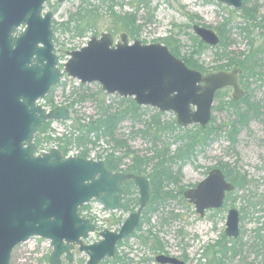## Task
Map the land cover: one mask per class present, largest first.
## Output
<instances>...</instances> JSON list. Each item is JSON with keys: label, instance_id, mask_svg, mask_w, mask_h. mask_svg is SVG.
I'll return each mask as SVG.
<instances>
[{"label": "water", "instance_id": "water-1", "mask_svg": "<svg viewBox=\"0 0 264 264\" xmlns=\"http://www.w3.org/2000/svg\"><path fill=\"white\" fill-rule=\"evenodd\" d=\"M47 1L0 0V264H11L13 249L36 236L50 240V264H62L64 254L73 261L76 245L88 255L86 264H100L115 257L118 243L139 226L150 202V181L144 175L110 171L103 160L65 158L58 148L36 155L35 136L42 124L69 117L66 106L47 112L37 102L66 72L83 84L98 82L108 94L132 97L138 105L161 112L172 111L180 127L205 128L213 118L217 91L232 87L237 101L246 91L239 84V68L204 74L190 68L167 45L130 42L126 33L117 42L110 32L93 36L87 45L69 52L62 71L55 52L53 13H44ZM217 1L238 10L245 5V0ZM193 28L206 44H219L214 29L200 24ZM131 179L139 190L137 209L118 231L101 230L98 241L86 244L96 225L80 214V207L96 200L109 211L121 210L122 184ZM234 189L223 170L215 168L196 187L187 189L184 197L203 217L208 210L222 208L227 193ZM239 224L240 212L229 209L226 235L238 238ZM156 261L186 264L164 254Z\"/></svg>", "mask_w": 264, "mask_h": 264}, {"label": "rangeland", "instance_id": "rangeland-1", "mask_svg": "<svg viewBox=\"0 0 264 264\" xmlns=\"http://www.w3.org/2000/svg\"><path fill=\"white\" fill-rule=\"evenodd\" d=\"M117 1L124 4L116 7L119 12L133 11L134 7L131 3L138 5L141 2L139 19L140 23H144V27L138 40L147 44H165L163 39L174 37L180 41L181 47L177 50L181 57L192 45V37L196 36L193 28L195 24L206 25L215 30L225 18L231 16L233 24H236L240 13L232 14L231 10H235L234 8L217 0ZM253 3H258L261 11H264V0H250L249 5ZM95 5H101V1L66 0L60 2L59 0H48L44 6V12L51 11L53 13V27L57 26V32L54 33V43L55 51L60 58L59 67L61 70H64V64L70 57L69 52L82 48L95 36L90 32L83 37H76L71 32L64 31L62 23L68 19L70 13L77 11L80 7H93ZM187 13L198 15V18L192 20ZM151 14L154 15L153 18H150ZM147 18L151 20L147 21ZM23 29L24 25L16 33H20ZM104 32H107V29L102 27L100 33L96 36L99 37ZM120 34L115 35L116 41L120 40ZM232 39L235 40V43L230 47V51L235 54L248 52L247 40L239 34L236 28L233 29ZM260 41L259 38L258 42ZM217 51L218 48L211 46L200 57V62L209 72L218 71L215 67L225 62L217 58ZM251 82V94L262 107L261 118L252 120L247 128L241 130L238 142L234 146L223 132L217 138L212 136V141L208 142L207 145L198 146L189 158L176 157L173 159L172 170L178 177V182L169 183L165 187V191H170V195L165 202L158 205L156 202L152 204V208L158 207L155 211H148L145 215V209L142 215V219L145 220L142 228L122 241V245L118 244L117 254L120 257H125L128 264H159L156 257L160 254L173 257L186 255L189 264H205L208 259L203 258L200 260L203 246L208 243H215L225 233L228 210L231 208H236L240 212V234L236 240L240 241L241 248L239 254L232 258L230 263L264 264V69L263 78ZM100 88L101 85L98 82L83 85L78 79L64 73L62 82L53 92V99L58 106L68 107L76 97L72 95L73 91L77 93L85 92L90 95L100 92ZM232 94L233 90L230 89L229 95L232 96ZM122 99L124 98L118 94H107L106 97L107 103H111L115 108L120 106ZM228 99L229 96L225 98L226 101ZM220 101V99H215L214 107L218 106ZM69 109V119L64 122H52L51 130L49 133L43 134L42 137L70 135L74 131L76 118H80L84 122L97 115V104L93 96L83 102H77L73 108ZM143 110L144 114L141 120L127 119L119 125L117 137L126 140L130 148L139 155H151L153 153L150 151L152 136L144 135L141 131L146 128V122H150L152 116L159 110L151 106H143ZM231 116L232 112L227 109H214L213 117L215 119L213 124L228 123ZM160 119L162 122H177L176 114L172 111L162 113ZM192 126L186 128L178 126L179 128L169 129L162 134V141L164 140L170 144L171 155H174L176 150L182 147V140L175 141V137L182 134V129L192 128ZM51 144L59 145V141L46 142L45 144L43 142V146H50ZM89 149V158L95 160L105 161L107 155L113 151L116 155L123 153V150L114 148V142L109 141L106 137L95 145H89ZM81 150L82 148L71 145L69 154L77 155ZM131 162L130 158H126L121 167L125 169ZM154 164L152 163L148 172L142 175L148 178L147 173L152 171ZM220 164L228 165L229 168L240 170L246 174L248 184L242 190L235 191L234 189L233 192L227 193L226 207L208 211L202 217L196 211L195 205L184 197V191L195 187L207 177L210 170L219 168ZM182 189H184L183 192ZM135 190L133 197L139 196V190L136 186ZM87 212L96 218L99 229L118 230L121 224H110L109 219L121 218L124 221L132 211L120 210L108 213L96 204H91L85 211V213ZM99 231L92 233L89 239L85 240V243L99 240ZM136 232L137 234H135ZM149 232L152 235H150L148 244L145 245L142 243L140 235H148ZM157 241L161 242L164 251L154 250ZM52 250L50 240L34 237L14 248L11 264H50L49 258ZM88 258V255L76 246L73 261H67L65 256L62 257V260L63 264H86Z\"/></svg>", "mask_w": 264, "mask_h": 264}, {"label": "trees", "instance_id": "trees-1", "mask_svg": "<svg viewBox=\"0 0 264 264\" xmlns=\"http://www.w3.org/2000/svg\"><path fill=\"white\" fill-rule=\"evenodd\" d=\"M101 5L93 7H80L77 11L70 13L68 19L62 23L64 31L71 32L76 37H83L88 33L95 35L100 33L102 27H105L107 31L111 32L114 36L119 33H127L131 40L138 39L143 30L144 23H140L139 12L141 8V2L138 5H134L133 11L119 12L116 7L118 5H124L117 0H100ZM250 0L245 1V6L241 10H231V13H238L239 20L236 24H233V18H225L216 28V32L220 37L219 44L215 46L218 48L216 52L217 58L221 61H225L222 64L215 67L219 70H233L235 68L240 69L239 82L241 87L246 91V95L241 100H235L229 95L230 88L220 90L216 94V99H220V104L214 109L224 110L227 109L232 112L231 119L228 123L222 125H214V117L211 123L203 128L200 125H193L192 128L182 129V134L175 137V141L181 139L182 147L176 150L174 155L170 153V144L162 141V134L167 130H173L179 128L177 122H162L161 112H157L152 116L150 122H146V128L141 132L144 135L152 136V147L150 151L151 155H139L136 151L132 150L127 141L117 137V131L119 125L127 120H141L143 116V106L138 105L133 98L122 99L120 106L115 108L111 103H107V94L100 88V92L87 94L72 92V95L76 96L73 101L68 105L69 108H73L77 102H83L90 97H94L97 104V115L90 117L88 121H82L80 118L75 119L74 131L68 135L63 134L58 137L59 149L64 156H67L70 146L75 145L82 148L78 156L83 158L89 157V145H95L102 138L106 137L109 141L114 142V148L123 150L121 155H116L113 151L109 153L105 159V166L110 171H122L142 175L148 172L152 163H155L152 171L147 173L151 184V204L146 208V214L148 211H155L158 207L152 208V204H161L165 202L166 198L170 195V191H165V187L169 183H177L178 177L172 170L173 159L189 158L198 146L207 145L212 141V136L217 138L223 134L234 146L238 142V136L242 129L247 128L252 120H259L262 115L261 105L259 101L255 100L251 94L250 86L252 80H261L263 78L264 69V11H261V7L258 3L249 5ZM190 19L198 18V15L187 13ZM154 15L151 14L150 18ZM147 18L148 20H151ZM206 26V25H205ZM209 27V26H208ZM236 28L239 34L247 40L248 52H239L235 54L230 51V47L235 43L232 39L233 29ZM57 32V26H54V33ZM55 38V37H54ZM260 38V42L258 39ZM57 40V39H56ZM164 43L169 47L171 52L177 57H181L177 49H180V41L174 37H168L163 39ZM211 46L202 41L198 36L192 37V45L189 50L182 55V59L185 63L193 69H197L204 74L209 73V70L200 62V57L204 51ZM183 48V44H182ZM232 54V55H231ZM57 87V86H56ZM52 88L49 95L45 100V105L56 107L57 104L53 99V92L55 88ZM101 95V96H100ZM229 96L226 101L225 98ZM223 97V98H222ZM53 121L45 122L39 129L36 135V151L44 141L53 140L50 135L42 137L43 134L49 133L51 130V124ZM162 145H161V144ZM126 158L131 159V163L128 167L123 169L121 166ZM226 178L234 183L236 190L244 189L248 184L247 175L240 170L231 169L228 165L220 164ZM124 187V205L121 211H135L138 207V196L133 197L135 194V186L132 180L126 181L123 184ZM235 190V191H236ZM184 189H182V192ZM227 206L225 202L224 207ZM90 207L89 204L80 208V212H83ZM89 217V216H88ZM94 220L92 217H89ZM110 224H122L123 220L109 219ZM144 218L136 231L142 228ZM137 234V232L135 233ZM151 232L148 235H140L143 244L147 245L150 240ZM122 245V242L119 243ZM240 241L236 239L228 238L225 233L222 234L219 240L215 243L203 246L201 251L202 257L208 259L205 264H231L230 260L234 258L240 252ZM155 251L162 250L164 248L161 242L157 241V245L154 247ZM104 264H128L125 257H120L119 254L113 259H106Z\"/></svg>", "mask_w": 264, "mask_h": 264}, {"label": "flooded vegetation", "instance_id": "flooded-vegetation-1", "mask_svg": "<svg viewBox=\"0 0 264 264\" xmlns=\"http://www.w3.org/2000/svg\"><path fill=\"white\" fill-rule=\"evenodd\" d=\"M133 181V180H132ZM150 181V180H149ZM134 183V182H133ZM151 185V184H150ZM135 186V185H134ZM212 210V209H211ZM211 210H208V211H211ZM207 211V212H208ZM75 250V249H74ZM65 256V255H64ZM173 257V256H172ZM176 258H178V259H180V260H182V261H184L186 264H189V260H188V258H187V256L186 255H182L181 257H176Z\"/></svg>", "mask_w": 264, "mask_h": 264}, {"label": "built area", "instance_id": "built-area-1", "mask_svg": "<svg viewBox=\"0 0 264 264\" xmlns=\"http://www.w3.org/2000/svg\"><path fill=\"white\" fill-rule=\"evenodd\" d=\"M46 150V149H45Z\"/></svg>", "mask_w": 264, "mask_h": 264}]
</instances>
